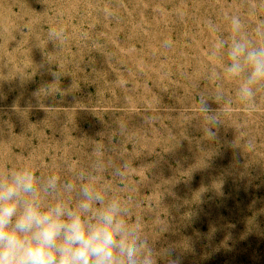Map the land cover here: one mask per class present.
<instances>
[{
	"label": "rangeland",
	"instance_id": "obj_1",
	"mask_svg": "<svg viewBox=\"0 0 264 264\" xmlns=\"http://www.w3.org/2000/svg\"><path fill=\"white\" fill-rule=\"evenodd\" d=\"M234 14L264 44V0H0V172L89 173L158 264H264V85L245 110L213 49Z\"/></svg>",
	"mask_w": 264,
	"mask_h": 264
},
{
	"label": "clouds",
	"instance_id": "obj_2",
	"mask_svg": "<svg viewBox=\"0 0 264 264\" xmlns=\"http://www.w3.org/2000/svg\"><path fill=\"white\" fill-rule=\"evenodd\" d=\"M224 19L238 38L230 45L218 39L213 49L227 57V79L244 77L236 94L245 110H254L257 88L264 85V44L240 35L244 24L239 15ZM208 28L215 30L211 22ZM256 34L264 39V20L257 24ZM199 111L207 123L203 134L215 140L221 121L206 101H201ZM114 174L122 177L124 172L117 167ZM61 190L75 192V203L57 195ZM108 191L86 172L80 173L79 183L65 181L62 186L57 175L40 177L30 166L0 172V264H158L139 220L130 221L127 202ZM46 196L56 198L45 202Z\"/></svg>",
	"mask_w": 264,
	"mask_h": 264
}]
</instances>
